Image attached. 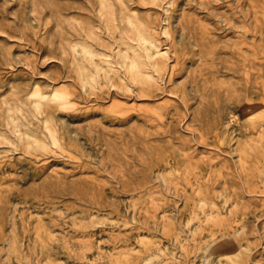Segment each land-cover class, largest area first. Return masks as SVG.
Masks as SVG:
<instances>
[{
    "label": "rangeland",
    "instance_id": "1",
    "mask_svg": "<svg viewBox=\"0 0 264 264\" xmlns=\"http://www.w3.org/2000/svg\"><path fill=\"white\" fill-rule=\"evenodd\" d=\"M0 264H264V0H0Z\"/></svg>",
    "mask_w": 264,
    "mask_h": 264
}]
</instances>
